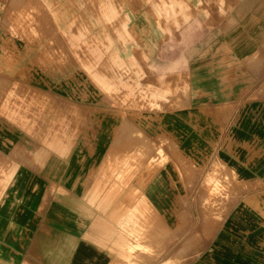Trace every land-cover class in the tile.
<instances>
[{"label": "rangeland", "instance_id": "obj_1", "mask_svg": "<svg viewBox=\"0 0 264 264\" xmlns=\"http://www.w3.org/2000/svg\"><path fill=\"white\" fill-rule=\"evenodd\" d=\"M99 1L29 0L16 14L0 6V41L16 50L11 68L0 67L2 152L5 143L17 156L51 147L108 162L128 124L139 166L126 172L112 158L91 187L92 228L108 264H213L211 241L227 211L261 203L243 195L250 182L211 147L213 106L233 126L236 108L264 99V0H112L121 8L108 20ZM75 78L72 89L84 86L90 99L58 92ZM30 119L38 126H27ZM163 169L172 184L168 213L146 200L136 222L132 207L120 208V187L147 192ZM10 171L0 153V194ZM128 193L131 202L138 197Z\"/></svg>", "mask_w": 264, "mask_h": 264}, {"label": "crops", "instance_id": "obj_2", "mask_svg": "<svg viewBox=\"0 0 264 264\" xmlns=\"http://www.w3.org/2000/svg\"><path fill=\"white\" fill-rule=\"evenodd\" d=\"M32 1L36 4L41 2ZM111 2H98L106 20L120 12V5L115 6ZM28 3L29 0H0V6H9L14 14V9ZM104 7L105 11L107 7L109 10L105 12ZM2 13L0 8V15ZM112 30L115 32V28ZM2 41L0 67L8 68L16 50L12 43ZM76 84V78L72 81L67 79L66 86L58 88V92L80 99L92 97L84 86L73 90ZM236 109L232 126L225 109L213 106L211 148H217L219 160L221 155H226L233 162V170L250 182L243 195L250 199L259 198L261 203L234 205L227 211L230 215L226 226L211 241V259L213 264H264V99L248 100ZM29 110L32 107L28 104L25 113L28 114ZM37 123L33 120L26 125L38 126ZM47 126L56 129L53 124L42 127ZM131 130L128 124L119 128L108 162L87 153L63 157L51 147L26 148L22 152L25 155L21 156L15 155L18 153L16 148L8 149L6 143L3 152L0 147L4 163L9 164L11 170L0 194V264L109 263V253L98 245L102 234L92 228L91 187L93 181L100 177L101 166L112 164V158L120 160L121 168L126 172L134 169V165L139 166V139ZM87 132L92 133V130ZM48 142L51 146L58 144L55 139ZM146 151L148 156L151 155L149 147ZM120 189L123 191L120 208L125 213L128 206L132 207L136 222L140 220L146 200L157 201L165 213L169 211L167 202L172 194V184L164 169L147 192L144 185L128 190L138 196L132 202L125 187ZM241 226L243 232L239 230ZM202 254H205V247Z\"/></svg>", "mask_w": 264, "mask_h": 264}, {"label": "bare ground", "instance_id": "obj_3", "mask_svg": "<svg viewBox=\"0 0 264 264\" xmlns=\"http://www.w3.org/2000/svg\"><path fill=\"white\" fill-rule=\"evenodd\" d=\"M141 211V210H140ZM140 263V262H139ZM137 264V263H136Z\"/></svg>", "mask_w": 264, "mask_h": 264}]
</instances>
